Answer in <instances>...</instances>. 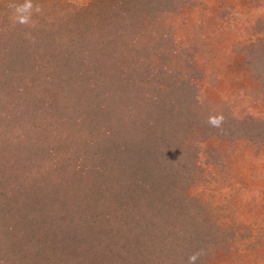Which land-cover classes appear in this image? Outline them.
<instances>
[{
    "label": "trees",
    "instance_id": "16d2710c",
    "mask_svg": "<svg viewBox=\"0 0 264 264\" xmlns=\"http://www.w3.org/2000/svg\"><path fill=\"white\" fill-rule=\"evenodd\" d=\"M192 0H0V264H207L233 234L185 191L207 139L264 118L203 103L171 18ZM244 51L264 94V17ZM222 115L219 127L208 123Z\"/></svg>",
    "mask_w": 264,
    "mask_h": 264
},
{
    "label": "rangeland",
    "instance_id": "374dc122",
    "mask_svg": "<svg viewBox=\"0 0 264 264\" xmlns=\"http://www.w3.org/2000/svg\"><path fill=\"white\" fill-rule=\"evenodd\" d=\"M264 17V0H192L171 18L175 39L192 52L199 99L239 118H264V94L245 64V47ZM203 178L186 191L233 234L207 264H264V149L247 139L212 137L200 146Z\"/></svg>",
    "mask_w": 264,
    "mask_h": 264
},
{
    "label": "clouds",
    "instance_id": "9594fccd",
    "mask_svg": "<svg viewBox=\"0 0 264 264\" xmlns=\"http://www.w3.org/2000/svg\"><path fill=\"white\" fill-rule=\"evenodd\" d=\"M12 8L15 16L16 23L20 25L28 26L32 23V18L34 15L41 13V6L34 3V0H12L9 5ZM222 115L210 116L208 123L212 127H219L223 122ZM198 258V253H193L188 258V264H195Z\"/></svg>",
    "mask_w": 264,
    "mask_h": 264
}]
</instances>
